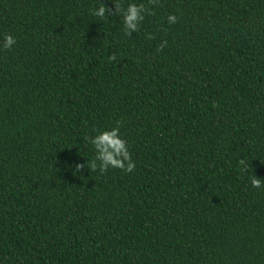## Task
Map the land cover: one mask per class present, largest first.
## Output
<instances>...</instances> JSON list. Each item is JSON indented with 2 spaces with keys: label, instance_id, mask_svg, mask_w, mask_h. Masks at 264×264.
<instances>
[{
  "label": "trees",
  "instance_id": "trees-1",
  "mask_svg": "<svg viewBox=\"0 0 264 264\" xmlns=\"http://www.w3.org/2000/svg\"><path fill=\"white\" fill-rule=\"evenodd\" d=\"M0 264H264V0H0Z\"/></svg>",
  "mask_w": 264,
  "mask_h": 264
},
{
  "label": "clouds",
  "instance_id": "clouds-1",
  "mask_svg": "<svg viewBox=\"0 0 264 264\" xmlns=\"http://www.w3.org/2000/svg\"><path fill=\"white\" fill-rule=\"evenodd\" d=\"M117 9L119 10V4H117ZM142 11L143 6L137 5L136 3H129L127 8L124 9L123 24L128 30L125 35H130L131 32L136 31L137 22L142 19L140 15ZM106 12L107 9L103 5H100L92 12V15L103 19ZM167 20L169 24L177 23V17L172 14L168 15ZM15 43L16 40L13 36L6 35L3 38L2 47L3 49H10ZM166 44L167 42L165 41L160 47L163 48ZM89 143L93 146L95 151V158L90 162L92 170H96L98 167L99 171L104 173L109 167L123 169L126 172H131L134 169L135 164L131 160V154L128 151L125 141L120 138L119 126L99 132L90 138ZM121 156L123 160L120 159ZM238 164L242 169L245 171L247 170V161L240 160ZM81 167H83V165H76L77 169ZM251 185L254 188H261V179L252 176Z\"/></svg>",
  "mask_w": 264,
  "mask_h": 264
}]
</instances>
